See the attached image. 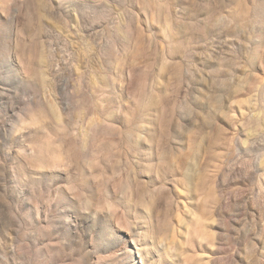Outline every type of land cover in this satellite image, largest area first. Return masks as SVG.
Segmentation results:
<instances>
[{
    "label": "rangeland",
    "instance_id": "rangeland-1",
    "mask_svg": "<svg viewBox=\"0 0 264 264\" xmlns=\"http://www.w3.org/2000/svg\"><path fill=\"white\" fill-rule=\"evenodd\" d=\"M193 4L0 0V264H264V0Z\"/></svg>",
    "mask_w": 264,
    "mask_h": 264
},
{
    "label": "clouds",
    "instance_id": "clouds-1",
    "mask_svg": "<svg viewBox=\"0 0 264 264\" xmlns=\"http://www.w3.org/2000/svg\"><path fill=\"white\" fill-rule=\"evenodd\" d=\"M261 58L264 59V53H261ZM210 75H211V74H210ZM262 166H264V164H262ZM262 239H264V237H262ZM22 256H23V253H22ZM28 259H29V258H25V259L19 261V264H27V260H28ZM146 264H150V259H149V257H146Z\"/></svg>",
    "mask_w": 264,
    "mask_h": 264
},
{
    "label": "snow or ice",
    "instance_id": "snow-or-ice-1",
    "mask_svg": "<svg viewBox=\"0 0 264 264\" xmlns=\"http://www.w3.org/2000/svg\"><path fill=\"white\" fill-rule=\"evenodd\" d=\"M193 6H196V5H195V0H194V4H193Z\"/></svg>",
    "mask_w": 264,
    "mask_h": 264
}]
</instances>
